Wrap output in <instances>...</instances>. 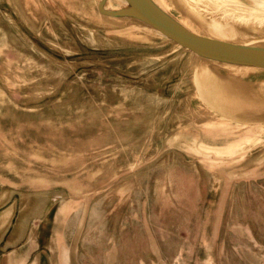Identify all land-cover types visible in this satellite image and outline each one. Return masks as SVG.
Instances as JSON below:
<instances>
[{
	"label": "rangeland",
	"instance_id": "obj_1",
	"mask_svg": "<svg viewBox=\"0 0 264 264\" xmlns=\"http://www.w3.org/2000/svg\"><path fill=\"white\" fill-rule=\"evenodd\" d=\"M91 3L0 0V123L25 132L21 139L30 141L33 151L28 160L24 152L28 144L18 142L13 132L15 161L27 160L28 173L50 177L45 183H32L49 187L48 192L17 194L21 206L32 201L38 213L57 200L54 193L61 185L66 193L65 188L70 191L81 184L88 171H98L86 165L103 159L99 146L111 108L130 103L133 111L142 103L151 104V91L139 98L111 95L106 99L105 85L117 84L122 69L113 65L106 71L100 57H68L103 46L97 39L89 40L91 31L96 36L102 30L94 17L89 25L76 19L90 12ZM168 9L198 29L175 6ZM16 11L23 23L14 21ZM89 60L98 66H90ZM187 68L188 64H176L171 71ZM159 81L163 82L148 86L167 90L170 78ZM166 108L161 101L148 115L161 120L159 113ZM193 149L190 157L167 153L93 196L85 221V264H264V176L232 180V168L206 162ZM61 152L72 156L57 154ZM247 164L235 170H245ZM101 184L98 181L95 187L105 186Z\"/></svg>",
	"mask_w": 264,
	"mask_h": 264
},
{
	"label": "water",
	"instance_id": "obj_2",
	"mask_svg": "<svg viewBox=\"0 0 264 264\" xmlns=\"http://www.w3.org/2000/svg\"><path fill=\"white\" fill-rule=\"evenodd\" d=\"M160 1L92 0L90 12L77 15L85 25L91 24L93 17L101 25L96 36L89 33V40L97 39L103 46L68 57H100L106 71L113 65L122 69L124 76L118 72L122 79L117 84L105 85L106 99L111 95L139 98L151 91V104L142 103L133 111L130 103L111 108L99 146L103 159L86 165L98 171H88L84 181L70 191L65 188L66 193L61 185L54 193L57 200L39 213L32 201L21 206L17 196L48 192L49 187H33L32 183H45L50 177L28 173L27 160L15 161L17 140L13 132H17L18 142L28 144L24 145L28 160L33 151L30 141L21 139L25 132L0 123V264H85V221L93 196L101 193L99 190L105 193L109 183L150 167L167 153L190 157L196 147L206 162L214 160L218 167L232 168V180L264 176V36L253 28L251 20L243 24L247 35L241 40L211 35L195 19L197 10L219 19L259 12L264 10V0H182L184 8L173 0ZM171 5L200 30L173 14L168 9ZM16 17L17 24L23 23L17 11ZM93 62L88 64L97 67ZM176 64H188V68L171 71ZM137 70L139 74L133 73ZM165 76L171 81L167 90L148 86L162 83L159 80ZM161 101L168 108L159 113L162 119L156 120L148 113ZM197 135L199 139L192 138ZM34 152L42 155L39 149ZM246 161L245 170H235ZM98 181L105 186L97 189ZM81 199L83 204L79 205Z\"/></svg>",
	"mask_w": 264,
	"mask_h": 264
},
{
	"label": "bare ground",
	"instance_id": "obj_3",
	"mask_svg": "<svg viewBox=\"0 0 264 264\" xmlns=\"http://www.w3.org/2000/svg\"><path fill=\"white\" fill-rule=\"evenodd\" d=\"M123 1V0H122ZM161 2L160 0H156ZM176 4H179L182 8H184L182 0H173ZM220 3V2H219ZM217 3V4H219ZM178 5V6H179ZM188 5L194 6V3L188 2ZM179 6V7H180ZM197 10L195 13L196 20L204 27L205 31L211 35L223 37V38H232V39H241L247 35V33L241 27L242 21L248 22L249 20L254 23L253 28L257 29L260 32L261 36H264V10L259 11H247L246 14L239 13L236 18L227 19L226 17L222 18H214V17H206L205 14H202L204 11L201 10L200 13ZM239 12H246L245 10H238ZM199 24V25H200ZM200 25V26H201Z\"/></svg>",
	"mask_w": 264,
	"mask_h": 264
}]
</instances>
